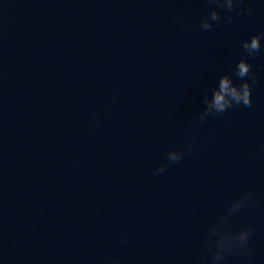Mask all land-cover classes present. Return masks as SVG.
Masks as SVG:
<instances>
[{"label":"clouds","instance_id":"obj_1","mask_svg":"<svg viewBox=\"0 0 264 264\" xmlns=\"http://www.w3.org/2000/svg\"><path fill=\"white\" fill-rule=\"evenodd\" d=\"M208 3L216 4L219 7L224 8L230 12L233 9L239 8L240 5L244 3V0H226V6L225 0H208ZM244 11L246 12V14L250 15L253 10L251 7H249ZM210 19L219 23L221 17L216 12H211ZM228 19L230 21L231 17H229ZM200 27L203 30H209L212 28V25H210L205 19L202 20ZM242 47L248 52L249 55H255L260 51L261 48V35H252L250 40H246L243 42ZM251 68L252 65L249 64L245 59H240L236 67V75L240 78L250 76L252 75ZM253 82H255L254 79ZM251 103V85L247 81L236 85L233 83V80L231 78L225 76L219 82V90H214L212 102L208 104L205 113L200 114L199 120L200 122H203L205 116L223 113L226 110L240 104L250 107ZM212 109H215V113L212 112ZM187 151H193L191 145L188 146ZM183 155V151L172 150L168 152L167 160L172 163H176L182 159ZM165 169L166 166L162 164L155 169L154 174L158 175L160 173H163ZM252 198L253 194L247 193L240 199L234 201L228 209L227 215L221 217L217 221V223L211 228L209 234L208 247L206 248L205 252L212 253V259L214 262L222 261L224 259L225 254L231 253L234 250L245 255L250 253L248 241L250 236L252 235L251 230L241 229L238 232L230 233L225 230L223 225L226 223L228 216L235 215ZM219 221H222V225L218 227ZM206 258L207 257L205 256V259Z\"/></svg>","mask_w":264,"mask_h":264}]
</instances>
